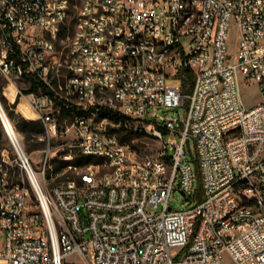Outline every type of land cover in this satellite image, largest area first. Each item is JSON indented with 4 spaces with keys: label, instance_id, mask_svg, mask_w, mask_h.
<instances>
[{
    "label": "built area",
    "instance_id": "obj_1",
    "mask_svg": "<svg viewBox=\"0 0 264 264\" xmlns=\"http://www.w3.org/2000/svg\"><path fill=\"white\" fill-rule=\"evenodd\" d=\"M0 78L39 85L20 99L46 141L37 172L1 122L0 264H264V0H0ZM241 85L259 102L240 105ZM184 103L182 120L148 114ZM105 112L157 150L140 158ZM73 150L97 163L48 187Z\"/></svg>",
    "mask_w": 264,
    "mask_h": 264
},
{
    "label": "rangeland",
    "instance_id": "obj_2",
    "mask_svg": "<svg viewBox=\"0 0 264 264\" xmlns=\"http://www.w3.org/2000/svg\"><path fill=\"white\" fill-rule=\"evenodd\" d=\"M233 39H236L235 35H232V40ZM234 43H235V40L233 41V44L231 46V52L233 54L235 53ZM167 85L168 86H179V83L167 81ZM29 86L30 85L28 83V80H23V81H18L16 84V88L14 89L12 86L8 85V83L4 79L0 78V98L1 97L3 98L4 96L3 90H2L3 87H5L4 88L5 90H7L6 94L7 96H9V98H6L4 96L5 107H2L1 102H0V107L4 115L8 119L12 129L14 130L16 135L20 138L24 151L27 153L28 156H30L34 170L39 172L41 170V163L43 161L42 151L44 150L46 146L44 134L43 133L40 135L31 134L29 137H27L26 132H21L16 129V122L19 119H24V120L31 121V122H39L37 121V119H35L34 115L31 113L30 108L27 106L24 100L20 99L21 96H26V94H24V91L28 90ZM38 91L39 90H36L34 93ZM239 101H240V105L244 106L245 108H250L257 102H259V94L257 92L256 86L246 88L243 85H241ZM186 108L187 106L184 103L183 105L173 110L149 109L148 114L150 116V119L164 118L167 120H182L185 116ZM152 113L154 114L153 116H151ZM71 117L72 116L70 114H64L62 117L59 118L58 120L59 132H63V130L65 129V126H67L70 123ZM131 126L133 127V131H134V130H137L138 128L144 129L145 124L135 123V124H132ZM108 127L111 128V125H108ZM0 134H1L0 153L5 152L7 159L9 161H12L14 159V155L12 153L11 144L4 131L1 121H0ZM130 136L131 138L129 142H126V144L134 148L135 150H137L140 158L145 155L153 154L158 148L157 142L151 136H149V134L146 131L144 135H141V136L133 135V134ZM67 140H69V136L67 135L61 136L58 134L56 138L51 140V145L55 146ZM186 149L191 150L192 155L193 156L195 155L193 141L188 142ZM71 156H72V160L80 157L79 154L74 150L71 152ZM51 162H50V169H48L47 172H50L53 168ZM9 168L14 178H16L19 175V172L16 168L15 163L12 162L9 165ZM77 171L79 170L77 169ZM77 171L73 169H66L65 171L64 169L61 172L54 175L55 176L54 181H47L46 185L49 187L50 185H53L55 183H61L65 181L67 177L72 178V179H77V175H76ZM174 186L175 188H177V182ZM195 187H196V180H195ZM169 205L172 207L173 210L177 209V210L182 211L185 209L186 205L184 204L183 198L177 189L171 192V195L169 198Z\"/></svg>",
    "mask_w": 264,
    "mask_h": 264
},
{
    "label": "trees",
    "instance_id": "obj_3",
    "mask_svg": "<svg viewBox=\"0 0 264 264\" xmlns=\"http://www.w3.org/2000/svg\"><path fill=\"white\" fill-rule=\"evenodd\" d=\"M179 74L183 76V79L180 82L181 87L183 90L186 92L191 88V75L187 71H179ZM29 89L24 91V94H30L35 92L36 90L39 89V85L32 79L29 80ZM7 90L4 89V94L7 96ZM9 98V96H7ZM0 102L2 104V107H5V102H4V96L3 98H0ZM103 115L107 116L110 121L113 123H120V128L116 130V135L117 138L119 139L120 142L126 143L129 142L131 136L130 135H144L145 130L144 129H137L133 131V127L130 125L128 129L124 128V124L126 123V120L122 117H119L116 114L110 113V112H105ZM16 129L21 131V132H26V136L29 137L31 134L33 135H40L43 133V126L40 122H31L27 121L24 119H19L16 122ZM0 139H1V134H0ZM90 163H97L95 161H91L90 159L86 158H76L71 161H61V160H53L51 162L52 164V170L50 172H47L46 176L49 177V175H56L57 173L61 172L64 170L67 166H73V167H82ZM193 168L195 171V180H196V187H197V192L200 194L201 192V179H200V174H199V168L194 160L193 162Z\"/></svg>",
    "mask_w": 264,
    "mask_h": 264
},
{
    "label": "water",
    "instance_id": "obj_4",
    "mask_svg": "<svg viewBox=\"0 0 264 264\" xmlns=\"http://www.w3.org/2000/svg\"><path fill=\"white\" fill-rule=\"evenodd\" d=\"M0 111H1V113H0V121L2 123H5L6 122V116L4 115V113H3L1 108H0Z\"/></svg>",
    "mask_w": 264,
    "mask_h": 264
},
{
    "label": "bare ground",
    "instance_id": "obj_5",
    "mask_svg": "<svg viewBox=\"0 0 264 264\" xmlns=\"http://www.w3.org/2000/svg\"><path fill=\"white\" fill-rule=\"evenodd\" d=\"M1 108V107H0ZM0 113H1V111H0Z\"/></svg>",
    "mask_w": 264,
    "mask_h": 264
}]
</instances>
